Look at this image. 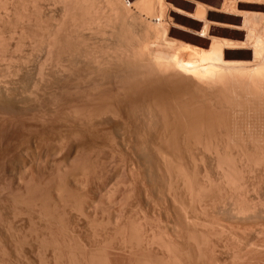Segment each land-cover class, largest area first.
I'll return each instance as SVG.
<instances>
[{"label":"rangeland","instance_id":"374dc122","mask_svg":"<svg viewBox=\"0 0 264 264\" xmlns=\"http://www.w3.org/2000/svg\"><path fill=\"white\" fill-rule=\"evenodd\" d=\"M248 2L247 0L245 5ZM262 3L254 0L247 5L248 8L250 7L253 10L249 8V11L247 10L246 12L242 11L246 7L244 4L240 5L245 6L244 8L241 7V11H239L240 6L237 5L239 6L237 8L238 11L237 9L233 10L235 14L232 16L228 15V24L223 27L226 24L223 21L222 28L220 27L222 22L218 24L220 28L218 26L216 28L218 31L221 29L219 32L216 28H211V30L202 31L201 35L199 33H196V35L191 33L184 34L182 33L183 29H179V26V31L182 29L178 34L181 40L174 41L175 39H172V34H170L172 41L169 35L166 36L169 37L170 40H168L171 42L166 43L168 45L164 44L167 42L165 41L167 38L165 37L164 39V36L162 39L151 42L150 40H142L138 36L132 37L130 35L123 41L111 38L110 40L113 41L111 42L108 38L106 43L98 45L96 50H91L87 53L91 61L86 59L85 54H76V56L83 55V59H86L91 65L97 58L101 60L99 62L101 66L96 65V67L98 66L97 68H100L99 71L94 63L91 68L93 72H96L92 73L90 71V74L89 70L91 68L84 61L80 62L75 59L76 63L72 64V66L70 63L65 64L66 72L64 71L62 74L56 72L57 78L56 73L52 74V67L50 69L49 65V70L48 67H45V70L47 69L46 72L49 71L48 75L44 70V74L47 77L42 83L43 85L40 84V67H42L46 57L43 43L38 40L40 42L36 45L44 49L41 48V50L39 49L40 51L33 50V52L29 50V42L25 40L24 43L22 41L21 45H18V47H23L21 49L17 48L18 35L10 40L12 50H16V53L14 51L10 53L14 55H12V58L14 57L13 59L19 63L15 61V64H13L7 59L4 62L5 65L0 62V70L7 72L9 71L8 67L11 65L9 67L13 71H9L11 75L22 65L20 62L23 60L22 58H27L26 56L31 52L33 56H30L33 59H29V69L24 70V72L29 73V77L25 81L23 80L24 83H22V87L24 86L23 89L26 91L23 102H29V105L25 106L28 110L25 107L23 108L24 110L19 107L17 109H0V118L1 115L3 116V119H0V127L4 128H0V264H163V262H165L164 264H238V262L239 264H264L263 231H259L260 228H258L257 224H249L248 222H244L245 224L241 222L240 224L239 222L238 225L237 222H233L229 217H226L229 215V213L227 214L228 208L233 207V204L236 205L235 202L237 201V203L241 202L239 206L244 205V202L246 205V199L248 201L247 204L251 203L252 200L256 202H252L253 204L260 205V201L264 203V199L261 200L264 198V188H262L264 179H255L261 176L264 177V164H262V172L260 173L259 168H261V165L259 164L260 166H258L255 159V161L252 160L254 162L252 165L248 163L250 167L247 165L245 167L242 164L246 160H243L242 156L237 155L243 162L240 167L238 164L241 162L239 163L238 157L233 155V153L235 155L239 153L237 152V147H240L239 149L241 147L244 149L247 145L250 147L248 142L245 145L244 142H241L242 139L245 142L247 141V138L245 140L247 131H250L248 135L250 133L253 136L252 139L257 137L261 138L259 141L263 139L262 145H264V0ZM259 7L262 11H258L260 10L258 9ZM54 9L57 10L55 11ZM54 9L53 12L51 9V13L49 11L48 15L44 13L47 18H43L44 21L47 20V23L43 21L44 24L50 22L49 25L51 26V24L55 23L52 22L53 18H59L60 7L54 6ZM49 13H53L52 18ZM50 18L52 21H50ZM226 20L225 22H227ZM14 22H11L10 25H14ZM41 26L45 29L47 25L41 24ZM43 29H41V32ZM176 31L178 32L177 29ZM41 32L38 33L39 36H41ZM175 34L177 33L175 32ZM178 35L175 38L179 40ZM195 36L197 37L195 38ZM198 37L201 38L199 39ZM192 39L197 41L193 42ZM182 40H184L183 43ZM130 41L135 43L133 44ZM123 42L127 44L125 45ZM172 43H177V45ZM118 45L120 47L123 46V49ZM127 45L130 46L128 47ZM37 46L35 47L36 49H38ZM167 46H172L175 49V54L171 52L173 51L172 47L167 48ZM116 48L119 49L117 50ZM138 49L141 52H145L141 53ZM155 49L157 52L159 50V52L157 53ZM93 51L96 52L97 57ZM102 52L104 53L103 55ZM92 53L96 59L91 55ZM114 53L116 54L113 55ZM155 53L160 54L158 56ZM143 54L146 57L149 55L148 57L152 59L150 60L147 57L149 60H146ZM122 55H125V57ZM115 56L117 59L120 58L118 59L120 62H117ZM133 56L138 58L135 59ZM33 60L36 61L34 62ZM31 61L32 63L34 62L33 65ZM128 61L134 65L126 66ZM84 63L87 67L83 66ZM73 65L76 66L74 67ZM123 65L128 67L129 71H123L127 69ZM4 66L6 67L5 69H3ZM14 66L16 69H14ZM135 66L137 69H133ZM72 67L76 70L82 67L84 70H88L86 72L79 70L81 73L77 71V74H75V71L71 73V71L75 70ZM101 67L105 71L109 69L112 71L114 68L115 70L113 71L118 75L112 73L113 71L109 75L107 71V75L105 73L103 76L105 71ZM129 67L133 68L130 69ZM116 68H122V70H117ZM155 68L160 73H154ZM101 70L103 72L98 76L97 74H100ZM82 71H84L83 74L85 75L82 74ZM69 72L71 79L68 75ZM126 72L131 75L126 74ZM175 72L176 74L178 73V78L175 77ZM66 73L65 78L63 74ZM78 74H82L83 78H80ZM122 74L125 75L120 77ZM148 74L150 77H148ZM156 74L158 75L157 77ZM59 75L64 78L62 76L59 77ZM77 75L78 77H76ZM88 75H93L92 77L90 76L92 79L89 81H87L89 79ZM152 75L154 78L151 77ZM102 76L105 78L104 80H108L104 82ZM143 76L146 77V80ZM159 76L162 80L159 79ZM99 77L104 83L99 80ZM168 77L172 79H168ZM174 77L178 80L173 79ZM77 78L83 81L77 80ZM92 80L96 83L94 82L93 84ZM169 80H172V83ZM220 80L224 81L221 84L225 86L220 83H218L220 85L217 84ZM48 81L50 82L49 85H47ZM98 81H100V84ZM35 82L37 83L36 86ZM152 82L156 87L159 86L158 88L161 91L151 85ZM45 84L47 85L46 88ZM175 84V89L178 88L179 91L177 89L176 91L175 89L173 90ZM58 85L60 87H57ZM169 85L172 86L171 89L168 88ZM34 86L36 88V90L34 89L35 91L32 89ZM102 86H106V88H102ZM220 87L221 91L219 92ZM157 90L161 92L157 102L162 105L160 111L162 110L163 113L158 112L160 106L157 105L156 107V102L153 105V98L156 94L153 95L150 92L156 93ZM142 91L146 92H143L145 95L141 93ZM173 91L175 92L174 94ZM222 91L225 92L223 93ZM30 92H32V97H30ZM215 92L218 95L214 94ZM167 93L169 95L172 94L173 97L175 96V99L179 94H182L180 95L182 98L180 99L179 97L175 101L172 97L174 100H170L171 96ZM219 93H223V95L221 94L222 97H220ZM225 93L227 96H225ZM134 94L137 98L133 96ZM148 94L152 97V101L148 98ZM208 94L212 97H218L209 99ZM28 95L30 96L28 97ZM139 95L144 96V99H140L142 96L138 97ZM35 97L36 99L38 97L37 101ZM145 97H147L146 101ZM154 100H156V97ZM31 101L32 104H30ZM37 102H42V104ZM154 107L156 108L154 109ZM178 113L184 115L177 116L179 115ZM192 115L194 118H191ZM4 117L6 118L4 119ZM178 119H182L181 122L179 121L181 123L179 124L180 126H182L183 121L187 125L190 119L192 121L195 119L196 126L190 120L192 122L190 124L193 126L194 123V128H197H192L196 130V132L194 131L195 135L192 130L190 132L194 136L190 135V140L192 141L187 142L190 144L185 142L187 141L185 140L186 130L184 129L185 133H179L182 127L180 129L177 126L178 123L177 125L175 124L178 128L174 127L173 123L177 122ZM167 124L168 128H166ZM172 125L175 129L171 131L170 129H173V127H170ZM189 126L187 128L190 131ZM177 129L180 130L176 131ZM248 135L246 137L251 140L249 138L251 136ZM194 138L196 141L193 140ZM255 146H259V144ZM215 151H219V156H223V159L225 158L224 162L228 160V163H224L222 168H227L228 171L231 169V173L228 172L231 176L234 170H232V167L228 168L231 164V166L233 164L236 166V163H238L239 169L244 171H241L243 172L242 174L237 166L235 167L240 173L238 175L235 169L236 172L234 171V173H237L235 174V180L237 182H234L235 180H232V177L228 174L233 186H226L228 185L227 180L231 184V181L227 178L228 176L226 177V182L222 181L224 178L222 176V168L218 169L215 166L217 165L215 164L217 161L214 159L216 156ZM242 151L239 154L242 155ZM252 151H254V156L255 153H260L261 149L257 152L255 150ZM211 152L214 156H211ZM262 153L264 154V152ZM262 153L261 157L259 156L261 160L263 157ZM251 154L250 156L252 157ZM232 155L234 158L237 157L234 162H232ZM247 155L246 157H249V154ZM257 156L258 154L254 157ZM246 157L244 156L243 158ZM251 157L246 162L248 160L252 162L251 159L254 157ZM1 159L4 160L1 161ZM8 159H13L14 161H9ZM262 161L258 162L262 163ZM162 164L165 166L162 167ZM166 166L169 167L167 168ZM251 166L252 170H250ZM254 166H258L259 171ZM255 171L257 175L253 174ZM170 174H172V179L174 180L171 179L172 183H178L179 187L176 188V184H174V188L171 187ZM248 176H253L252 178L250 177L251 181H249ZM184 178H186L185 181ZM176 179H179V181ZM255 180H257L258 184ZM262 180L263 182L261 183ZM248 182H251L250 185ZM211 183L212 186L210 187ZM222 183H224V186H222ZM260 183L261 186H259ZM183 185H186L185 188H183ZM243 185H247L249 189L247 187L245 189ZM251 185H255L253 186L254 188ZM256 185L257 187L259 186L257 189ZM168 186L173 188V190L175 189L174 191L172 190L174 193H170L171 190ZM241 186H243L245 194L242 190L239 193L240 189H242ZM186 187H188V191ZM199 187L201 190H199ZM251 188L252 190L255 189V193H253ZM225 189L228 193H226ZM233 189L237 191L239 189V194L237 191V194H235ZM168 190L170 191L168 192ZM228 194L234 199L232 200ZM239 195L244 197H240V199ZM246 195H251L253 198ZM258 195L259 197H257ZM171 197H174V199ZM236 197L238 200L235 199ZM222 198L224 199L223 201ZM256 198L260 200L257 199V201ZM225 200H227V204ZM234 200L235 202L233 203ZM230 202L233 204L231 205ZM219 204L222 205L220 206ZM261 205L264 206V204ZM203 206L205 209L202 208ZM191 223H194L193 226ZM215 223L219 226H216ZM230 232L232 235L229 234ZM224 233L228 234L223 235ZM245 234L247 235L245 236ZM152 236H154L155 241H152ZM235 238L241 239L236 240ZM231 242H233L234 246ZM244 242L245 246L243 245ZM251 242L253 244L256 242V249H252L255 247H251L254 246ZM237 244L238 246H236ZM167 245L169 247L168 251H166ZM230 247H234V250ZM237 247L240 249L239 251H237ZM257 248L260 250H257ZM246 249L248 250L244 251ZM245 254L248 255L246 256ZM169 256H174V258ZM243 256L247 259L244 258L243 260Z\"/></svg>","mask_w":264,"mask_h":264},{"label":"bare ground","instance_id":"6f19581e","mask_svg":"<svg viewBox=\"0 0 264 264\" xmlns=\"http://www.w3.org/2000/svg\"><path fill=\"white\" fill-rule=\"evenodd\" d=\"M25 1V2H24ZM241 1H242V3H241ZM245 0H0V62H3V65H5L4 64V62L8 59V60H10V62H13V64H15V61L16 60H14L13 58H12V55L13 54H11L10 52L11 51H14L15 53H16V50H12V44L10 43V40H12V39H14V37L15 36H19V38L17 39V40H19L17 43H16V46H17V48L18 49H21V47H23V46H21V47H18V45H21L20 43H22V41H23V43H24V40L25 41H28L29 42V50L30 51H33V50H41V48H43V47H41L40 46V48H39V45L37 46L36 44H38L40 41V43H43V46H44V48H45V51H46V57H45V55H44V57H45V61H44V63L42 64V67H40L41 68V72H40V84H42L44 81H45V78L47 77V73L49 72H46V70H45V67H48V70H49V65H50V69H51V67H52V74H54V73H64V71H65V67H66V65L65 64H68V63H70L71 64V66H72V64H75L76 63V61H74L75 59L77 60V61H84L85 63H86V65L89 67V68H91V66L94 64L95 65V67H96V65H100V63L99 62H101V60H99L98 58H97V60H99V61H97V60H95L94 62H93V64L91 65L86 59H89L88 58V56H87V53H89L91 50H96V48H97V46L98 45H101V44H103V43H106V39H108V40H110L111 38L113 39V38H116V39H119V41L120 40H124V39H127L128 37H129V35L130 36H138V37H140L142 40L143 39H145V40H150V42L151 41H154V40H158V39H162V37L165 39V37L166 36H168L169 35V37H170V39H171V36H170V34H172V39H175L174 41H180L181 40V38H180V36L178 35L179 34V32H181V30L183 29V31H182V33H184V34H186V33H191V34H195L196 35V33H203L204 31H207V29L208 30H211V28H216L217 26H218V24L219 23H221L222 25L220 26L221 28H222V26H223V24L224 23H226V24H224V26L223 27H225V25H227L228 24V15L230 14L231 16L233 15V14H235V13H233V10H236L240 5H242V4H246L245 2H247V0L244 2ZM249 2H248V4H251L254 0H248ZM263 1V0H262ZM262 1L261 0H255V2H261L262 3ZM251 2V3H250ZM23 3V4H22ZM239 3H241V4H239ZM247 4V5H248ZM22 5V6H21ZM237 5H239V6H237ZM247 5H245V6H240V9H239V11H241V7H245V10H243L242 9V11H249V8H248V6ZM262 5H263V3H262ZM19 6L21 7L20 9H19ZM54 6H59L60 7V10H59V13H58V17L59 18H53V21L51 20V18L53 17L52 15H53V13L52 14H50L51 13V9H52V12H53V9H54ZM237 6V7H236ZM250 6V5H249ZM52 7V8H51ZM260 7H262L261 5H260ZM260 7L258 8V9H260ZM55 8H57V7H55ZM55 10V9H54ZM57 10V9H56ZM55 10V11H56ZM250 10H253V9H251L250 8ZM50 11V16H51V18H50V21H52V22H55V23H53V25L51 24V26L49 25L50 24V22L48 23V24H44L43 23V18H46V15L45 14H47L48 15V12ZM237 11H238V9H237ZM258 11H262L261 9L260 10H258ZM45 13V14H44ZM242 13V12H241ZM36 14H37V16H36ZM238 14V13H237ZM56 15V14H55ZM229 15V16H230ZM226 17V18H225ZM225 18V19H224ZM47 19V18H46ZM45 19V20H46ZM227 19V20H226ZM225 20L227 21V22H225ZM15 21V22H14ZM223 21H224V23H223ZM11 22H14L13 24L14 25H10L11 24ZM42 22V23H41ZM45 23H47V20L46 21H44ZM51 22V23H52ZM41 24H43L44 26L45 25H47V26H45V29H43L42 28V26H41ZM10 25V26H9ZM180 26V27H179ZM218 26V27H219ZM178 27H179V29L180 28H182L180 31H179V29H178ZM219 27V28H220ZM43 29L44 30V33H43V30H42V32H41V29ZM178 30V32L176 31V29ZM216 30L218 31V29L216 28ZM215 30V31H216ZM203 31V32H202ZM217 31H216V33H217ZM219 31H221V29H219ZM218 31V32H219ZM39 32H41V36H39ZM67 32V33H66ZM175 32L177 33V34H175ZM210 32V31H209ZM213 32V31H212ZM129 33V34H128ZM208 33V32H207ZM173 34H174V36H173ZM200 34V35H201ZM179 36V40L177 39V38H175L176 36ZM205 35V34H204ZM210 35V34H209ZM211 35H216V34H211ZM218 35H220L219 33H218ZM217 35V36H218ZM199 36V35H198ZM39 37H40V39H39ZM169 37H166L167 39L165 40V41H167V42H165L164 44L165 45H168V44H166V43H168L169 42ZM197 36H195V38H196ZM204 37V36H203ZM220 37V36H219ZM16 38V37H15ZM199 38V37H198ZM198 38H197V40H198ZM201 38V37H200ZM199 38V39H200ZM209 38V37H208ZM137 39V38H136ZM169 39V40H168ZM172 39H171V41H172ZM177 39V40H176ZM205 39V38H204ZM38 40H40L39 42H38ZM107 40V41H108ZM115 40V39H114ZM133 40V39H132ZM196 40V41H197ZM111 41V40H110ZM129 41V40H128ZM173 41V42H174ZM183 41L184 40H182V43H183ZM192 41L193 42H196V41H194V39H192ZM111 42H113V41H111ZM127 42V41H126ZM130 42H132V41H130ZM159 42H161V41H159ZM159 42H157V43H159ZM162 42H163V40H162ZM190 42V41H189ZM26 43V42H25ZM123 43H125V42H123ZM133 43V42H132ZM135 43V42H134ZM133 43V44H134ZM137 43V42H136ZM169 43H171V42H169ZM179 43V42H178ZM182 43H181V45H182ZM110 44V43H109ZM117 44H119V43H117ZM127 43H125V45H126ZM143 44V43H142ZM147 44V43H146ZM162 44V43H161ZM173 44V43H172ZM177 45V43H174L173 45ZM180 44V43H179ZM178 44V45H179ZM24 46H25V44H23ZM38 47V49H36L35 47L36 46ZM40 45H42V44H40ZM120 45V44H119ZM118 45V46H119ZM136 45V44H135ZM149 45V44H148ZM27 46V45H26ZM111 46H112V44H111ZM117 46V47H118ZM128 46V45H127ZM130 46V45H129ZM128 46V47H129ZM139 46V45H138ZM137 46V48H139ZM155 46H156V44H155ZM163 46V45H162ZM28 47V46H27ZM115 47V46H114ZM120 47V46H119ZM123 47V46H122ZM122 47H120V48H122ZM126 47V46H125ZM145 47V46H144ZM171 48L172 46H167V48ZM177 47V46H176ZM175 47V48H176ZM16 48V47H15ZM16 48V49H17ZM35 48V49H34ZM43 48V49H44ZM100 48V47H99ZM163 48V47H162ZM117 50L119 49V48H116ZM123 49V48H122ZM161 49V48H160ZM172 49H173V47H172ZM172 49H169V50H172ZM25 50V49H24ZM39 50V51H40ZM103 50V49H102ZM141 50H142V48H141ZM156 50V49H155ZM162 50V49H161ZM174 50L175 49H173V51H171V52H173L172 54H175L174 53ZM18 51V50H17ZM20 51H22V50H20ZM104 51V50H103ZM107 51H108V49H107ZM120 51H122V50H120ZM127 51V50H126ZM130 51V50H129ZM138 51H140L139 49H138ZM34 52V51H33ZM38 52V51H37ZM94 52V51H93ZM99 52H100V49H99ZM99 52H97L98 53V55H100L99 54ZM116 52V51H115ZM124 52V51H123ZM128 52V51H127ZM126 52V53H127ZM141 52V51H140ZM142 52H145V51H142ZM141 52V53H142ZM156 52H157V50H156ZM158 52H159V50H158ZM157 52V53H158ZM13 53V52H12ZM18 54H19V52H17ZM36 53V52H35ZM39 53V52H38ZM44 53V52H43ZM78 53H80V54H85V56H86V59L84 60L83 58V55H79V56H76V54H78ZM95 53V55H96V52H94ZM118 53V52H117ZM122 53V52H121ZM125 53V52H124ZM133 53H134V50H133ZM137 53H139V52H137ZM141 53H139V54H141ZM157 53H155V54H157ZM33 53L31 52L28 56H26L27 58H22L21 60L22 61H20L21 63H22V65H21V63H20V65L22 66H20L18 69H16L15 68V66H14V69H16L15 71L16 72H14L13 74L11 73V75L9 74V71H11V72H13L9 67L11 66H9L8 67V69H9V71H7V72H4V71H2V70H0V109H17V107H19V108H24L27 104L29 105V102L27 103V102H23V97L25 98V90L23 89V87H22V83H24L23 82V80L25 81L26 80V78H28L29 77V73L27 72H24V70H28L29 68H28V65H29V59L33 56L32 55ZM40 54V53H39ZM104 53L102 52V55H103ZM109 54V53H108ZM107 54V55H108ZM116 53H114L113 55H115ZM128 54H129V52H128ZM152 54V53H151ZM150 54V55H151ZM160 54V53H159ZM159 54H157L158 56H159ZM30 55H32V56H30ZM93 57H94V55H93V53L91 54ZM106 55V54H105ZM111 55V54H110ZM144 55V57H146L145 56V54H143ZM154 55V54H153ZM14 56V55H13ZM122 56H124L125 57V55H122ZM136 56V55H135ZM135 56H133L134 58H135ZM139 56V55H138ZM142 56V55H141ZM141 56H140V58H141ZM149 55H147V57H148ZM157 56V57H158ZM20 57H21V55H20ZM43 57V58H44ZM96 57H97V55H96ZM112 57V56H111ZM143 57V56H142ZM146 57V60H149L148 58ZM152 57V56H151ZM153 57H155V56H153ZM15 58H16V54H15ZM37 58H38V56H37ZM37 58H36V60H37ZM41 58V57H40ZM105 58V57H104ZM115 58H116V56H115ZM136 58H138V57H136ZM135 58V59H136ZM158 58H160V57H158ZM14 61H13V60ZM33 58H31V60H32ZM39 59V58H38ZM94 59H96L95 57H94ZM107 59V58H106ZM105 59V60H106ZM111 59V58H110ZM117 59V58H116ZM118 59H120V58H118ZM118 59H117V62H120V61H118ZM127 59H128V57H127ZM131 59H132V57H131ZM143 59V58H142ZM152 59V58H151ZM150 59V60H151ZM12 60V61H11ZM35 60V61H36ZM90 60V59H89ZM122 60V59H121ZM129 60V59H128ZM134 60V59H133ZM34 61V60H33ZM34 61V62H35ZM41 61V60H40ZM91 61V60H90ZM107 61V60H106ZM116 61V60H115ZM115 61H112V62H115ZM135 61H137V60H135ZM160 61V60H159ZM158 61V62H159ZM9 62V61H8ZM7 62V63H8ZM17 62V61H16ZM33 62V63H34ZM125 62V61H124ZM138 62V61H137ZM143 62H144V60H143ZM149 62V61H148ZM154 62V61H153ZM165 62V61H164ZM164 62H163V64H164ZM17 63H19V62H17ZM33 63H32V61H31V64L33 65ZM37 63H38V61H37ZM85 63L83 64V66L85 65ZM97 63V64H96ZM145 63V62H144ZM11 64V63H10ZM77 64H79V63H77ZM133 64V63H132ZM132 64H130L129 63V61H128V65H126V66H130V65H132ZM138 64V63H137ZM156 64H157V61H156ZM2 65V66H3ZM8 65H9V63H8ZM37 65V64H36ZM85 65V67H87ZM110 65H111V63H110ZM113 65V64H112ZM134 65V64H133ZM135 65H136V63H135ZM145 66H146V64H144ZM159 65H160V63H159ZM13 66V65H12ZM17 66H19V65H17ZM38 66V65H37ZM36 66V67H37ZM41 66V65H40ZM74 66V65H73ZM76 66V65H75ZM74 66V67H75ZM101 66V65H100ZM103 66V65H102ZM123 66H125V65H123ZM125 66V67H126ZM142 66V65H141ZM156 66V65H155ZM160 66H162V64L160 65ZM160 66H159V68H160ZM6 67H7V65H6ZM5 66H4V68L3 69H5L6 68ZM70 67V66H69ZM74 67H72V68H74ZM79 67H81V66H79ZM94 67V66H93ZM98 67V66H97ZM96 67V69L99 71V69L100 68H97ZM110 67H112V66H110ZM119 67H121V66H119ZM124 67V69H126V70H123V71H127L128 70V67H126L125 68ZM138 67V66H137ZM143 67V66H142ZM68 68V67H67ZM71 68V67H70ZM70 68H68V69H70ZM78 68V67H77ZM83 68V67H82ZM80 69V68H78L77 70L75 69V70H73V72L71 71V73H74V71H75V74H77V71H79V70H84V68L83 69ZM102 68V67H101ZM105 68V67H104ZM130 68V67H129ZM133 68V67H132ZM132 68H130V69H132ZM154 68V67H153ZM158 68V67H157ZM158 68V69H159ZM39 69V68H38ZM68 69H66V70H68ZM93 69H95V68H93ZM103 69V68H102ZM117 70L119 69V68H116ZM133 69H137L136 68V66H135V68H133ZM156 69V68H155ZM162 69V68H161ZM33 70V69H32ZM44 70H45V73L47 74V75H45L44 74ZM88 70V69H87ZM86 69L84 70L85 72L87 71ZM104 70V69H103ZM113 70H115L114 68L112 69V71ZM119 70H122V68H120ZM157 70V69H156ZM155 70V72L154 73H157L158 72V70L156 71ZM69 71V70H68ZM84 71H82V74L84 73ZM90 71H92V73H95V72H93V70H92V68L89 70V73H90ZM97 71V72H98ZM105 71V70H104ZM109 73V75H110V72H112V71H110V69L109 70H107ZM107 71H105V72H103L102 70L100 71V74H97L98 76L99 75H101L102 74V72L104 73L103 74V76L105 75V73L107 72ZM122 71V72H123ZM129 71V70H128ZM133 71V70H132ZM139 71V70H138ZM152 71V70H151ZM37 72V71H36ZM66 72V71H65ZM80 72V71H79ZM140 72V71H139ZM138 72V73H139ZM39 73V72H38ZM57 73H56V76H57ZM68 73V72H67ZM67 73L66 74H63L64 75V77H65V75H67ZM81 73V72H80ZM99 73V72H98ZM112 73H114L115 74V71H113ZM124 73V72H123ZM137 73V72H136ZM142 74H143V72H141ZM149 73H151V72H149ZM158 73H160V72H158ZM157 73V74H158ZM163 73V72H162ZM33 74V73H32ZM81 74V75H82ZM91 74V73H90ZM95 74V75H96ZM117 74V73H116ZM115 74V75H116ZM126 74H129V73H127L126 72ZM140 74V73H139ZM147 74V73H146ZM156 74V77L158 76ZM174 74V73H173ZM173 74H171L172 76H173ZM175 74H176V72H175ZM178 74V73H177ZM177 74H176V76L175 77H177ZM69 76H70V72H69V74H68ZM79 75V74H78ZM78 75L76 76V77H78ZM81 75H79V77L81 78L82 76ZM83 75H85V74H83ZM96 75V76H97ZM106 75H107V73H106ZM112 75V74H111ZM118 75V74H117ZM123 75H125V74H122V76L120 75V77H123ZM129 75H131V74H129ZM134 75V74H133ZM149 75V74H148ZM154 75V74H153ZM153 75L151 76V77H153ZM163 75V74H162ZM162 75H160V76H162ZM38 76V75H37ZM60 76H62V75H59V77ZM68 76V77H69ZM89 76V75H88ZM91 77L93 76V75H90ZM90 76L88 77L89 79L87 80V81H89V80H91L92 78H90ZM95 76V77H96ZM103 76H102V79H103V81L104 82H106L107 80H104L105 78H103ZM159 76V77H160ZM168 76V75H167ZM49 77V76H48ZM63 77V76H62ZM63 77V78H64ZM86 77V76H85ZM84 77V78H85ZM106 78H107V76H105ZM111 77V76H110ZM113 77V76H112ZM119 77V78H120ZM126 77V76H125ZM133 77H135V76H133ZM137 77H138V74H137ZM140 77V76H139ZM144 77V76H143ZM148 77H150V75L148 76ZM165 77H166V75H165ZM173 78V79H177V78ZM37 78V77H36ZM54 78V77H53ZM57 78H58V76H57ZM66 78V77H65ZM73 78H74V76H73ZM83 78V77H82ZM87 78V77H86ZM85 78V79H86ZM96 78H98V77H96ZM109 78V77H108ZM127 78H129V77H127ZM132 78V77H131ZM154 78V77H153ZM167 78V77H166ZM47 79H49V78H47ZM56 79V78H55ZM69 79V78H68ZM70 79H71V76H70ZM69 79V80H70ZM79 78H77V80H78ZM84 79V80H85ZM110 79V78H109ZM112 79V78H111ZM114 79H115V77H114ZM143 79V78H142ZM144 79L146 80V77H144ZM150 80H151V78H149ZM149 79H148V81H149ZM157 80H158V78H156ZM159 79H161V77L159 78ZM168 79H172V78H170V77H168ZM167 79V80H168ZM220 79V78H219ZM28 80V79H27ZM50 80V79H49ZM56 80H58V79H56ZM55 80V81H56ZM65 80V79H64ZM76 80V79H75ZM79 80H82V79H79ZM98 80V79H97ZM99 80L101 81V78L99 77ZM162 80V79H161ZM178 80V79H177ZM218 80V79H217ZM216 80V81H217ZM37 81V80H36ZM53 81V80H52ZM59 81V80H58ZM63 81V80H62ZM61 81V82H62ZM83 81V80H82ZM86 81V82H87ZM100 81H98L99 82V84H100ZM103 81H101L102 83H104ZM143 81V80H142ZM153 81V80H152ZM169 81H171L170 83H172V80H169ZM168 81V82H169ZM175 81V80H174ZM29 82V81H28ZM34 82V81H33ZM39 82V81H38ZM46 82H47V80H46ZM45 82V83H46ZM68 82V81H67ZM93 84H94V82L95 81H91ZM145 82V81H144ZM150 82V81H149ZM149 82H148V84H149ZM157 82V81H156ZM158 82H160V81H158ZM214 82H215V80H214ZM213 82V83H214ZM221 82L223 83L224 81H221L220 80V82H217V84L218 83H220L221 84ZM49 81H48V84L47 85H49ZM52 83V82H51ZM60 83V82H59ZM66 83V82H65ZM96 83V82H95ZM179 83V82H178ZM39 84V83H38ZM45 84V88H46V85ZM58 84V83H57ZM98 84V85H99ZM110 84V83H109ZM146 84H147V82H146ZM151 84V83H150ZM156 84V83H155ZM165 84V83H164ZM163 84V85H164ZM215 84V83H214ZM217 84H216V86H217ZM220 84H218V85H220ZM37 85V83L35 82V86ZM43 85V84H42ZM151 85H153V86H155L156 87V85H154L153 84V82H152V84ZM161 85V84H160ZM173 85V84H172ZM221 85H223V84H221ZM227 85V84H226ZM33 86V85H32ZM35 86H34V88H32L33 90L35 89L36 90V88H35ZM96 86H97V84H96ZM111 86V85H110ZM109 86V87H110ZM162 86V85H161ZM165 86H166V84H165ZM168 86V85H167ZM223 86H225V85H223ZM30 87V86H29ZM38 87V86H37ZM50 87V86H49ZM57 87H60L59 85L57 86ZM98 87V86H97ZM101 87V86H100ZM99 87V88H100ZM159 87V86H158ZM158 87H156V88H158ZM162 87H164V86H162ZM175 87H176V84L174 85V88H173V90L175 89ZM219 87V86H218ZM217 87V88H218ZM222 87V86H221ZM221 87H220V90H219V92L221 91ZM39 89H40V87H38ZM102 88H106V86H102ZM153 88V87H152ZM161 88V87H160ZM168 88H172V86H170L169 85V87ZM26 89V88H25ZM29 89V88H28ZM50 89V88H49ZM159 89V88H158ZM162 89V88H161ZM177 90H178V88H176ZM176 89H175V91H176ZM223 89V88H222ZM34 90V91H35ZM43 90H44V88H43ZM150 90H152V89H150ZM149 90V91H150ZM164 90V89H163ZM224 90V89H223ZM29 91H31L30 89H29ZM45 91H46V89H45ZM155 91V90H154ZM159 91H161L160 89H159ZM179 91V90H178ZM218 91V90H217ZM226 91V90H225ZM224 91V92H225ZM28 92V91H27ZM37 92V91H36ZM35 92V93H36ZM143 92H145V91H142L141 93L142 94H144L145 95V93H143ZM163 93H164V91H162ZM172 92V91H171ZM223 92V91H222ZM223 92V93H224ZM31 94V96L30 95H28V97L30 96V97H32V92H30ZM38 93V92H37ZM47 93V92H46ZM140 93V92H139ZM150 93H152L153 95L154 94H156L155 96H154V98L156 97V100H154V98H153V101H154V104L153 105H155V102L157 103L155 106L157 107V105L158 106H160V108H159V110H158V112H162V110L160 111V109H161V106L162 105H159L158 104V102L157 101H159V99H158V97L159 96H161L160 94H161V92H158V90L156 91V93L154 92H150ZM160 93V94H159ZM162 93V94H163ZM170 93V92H169ZM175 92L173 91V94H174ZM223 93H221L222 95H223ZM34 94V93H33ZM168 94V93H167ZM176 94H179V93H176ZM210 94V93H209ZM208 94V96H206V97H208L209 99L210 98H213L212 96H210ZM214 94H217L216 92L214 93ZM213 94V95H214ZM220 94V93H219ZM220 94V97H222V95ZM151 95V94H150ZM152 95V96H153ZM166 95V94H165ZM169 95V94H168ZM180 95H182V94H179V96L177 97V95H176V99H178L179 97H180V99L182 98V96H180ZM218 95V94H217ZM34 96V95H33ZM37 96V95H36ZM133 96H136L135 94L133 95ZM142 95H139L138 97H141ZM169 96H171V98H170V100H172L173 98L175 99V96L173 97L172 96V94L171 95H169ZM225 96H227V94L225 93ZM129 97V96H128ZM163 97V96H162ZM173 97V98H172ZM216 97H218V96H216ZM216 97H214V98H216ZM27 98V97H26ZM34 98V97H33ZM136 98H137V96H136ZM144 99V96H142L140 99ZM146 98L147 97H145V101H146ZM148 98L149 99H151L152 97H150L149 96V94H148ZM27 99H29V98H27ZM37 99H38V97H37ZM37 99H36V97H35V100L37 101ZM158 99V100H157ZM168 99H169V97H168ZM173 99V100H174ZM176 99H175V101H176ZM31 100V99H30ZM33 100V99H32ZM161 100V99H160ZM165 100V99H164ZM167 100V99H166ZM38 101H40V100H38ZM149 101V100H148ZM151 101H152V99H151ZM150 101V102H151ZM168 101V100H167ZM35 102V101H34ZM161 102H162V100H161ZM37 103H39V102H37ZM41 104H42V102H40ZM39 103V104H40ZM153 103V102H152ZM163 103V102H162ZM161 103V104H162ZM30 104H32V101L30 102ZM27 105V106H28ZM33 107V106H32ZM31 107V108H32ZM35 107V106H34ZM156 107H154V109L156 108ZM25 109L26 110H28V108H26L25 107ZM34 109V108H33ZM158 109V108H157ZM24 110V109H23ZM154 111V110H153ZM156 112V111H155ZM163 113V112H162ZM28 114V113H27ZM156 114H158V113H156ZM159 114H161V113H159ZM179 114V113H178ZM162 115V114H161ZM184 115V114H183ZM183 115H181V114H179V115H177V116H183ZM159 116V115H158ZM3 116L1 115V118H2ZM7 117V116H6ZM6 117H4V119L6 118ZM9 117V116H8ZM156 117V116H155ZM160 117V116H159ZM186 117V116H185ZM0 118V119H1ZM157 118V117H156ZM175 118H176V116H175ZM178 118H180V117H178ZM187 118H188V115H187ZM189 118H190V116H189ZM191 118H194V116L192 115L191 116ZM3 119V118H2ZM1 119V120H2ZM196 119V118H195ZM195 119H193V121L192 122H194L195 121ZM189 120V119H188ZM189 120V123H187V125H185V123H184V121H183V124H182V126H180L179 124H181L180 122L182 121V119H178V121L177 122H175V123H173L174 124V127L177 125V123H178V125L177 126H179V128L181 129V127H182V129L180 130V129H177L176 131H179V133L181 132V133H185V130H186V137H188L187 139H186V137H185V140H187V141H185L186 143L187 142H190V141H192V140H190V135L195 131L196 132V130H193L192 128H194L195 126H196V123H195V126H194V123H193V126H192V124H190V121ZM180 121V122H179ZM186 122V121H185ZM191 122V123H192ZM11 124V123H10ZM176 124V125H175ZM1 125V124H0ZM12 125V124H11ZM171 125V124H170ZM190 125V126H189ZM5 126V125H4ZM176 126V127H177ZM184 126V127H183ZM190 127V131H189V129L187 128V127ZM2 127V126H1ZM0 127V128H1ZM9 127V126H8ZM12 127V126H11ZM170 127V126H169ZM173 127V125L170 127V128H172ZM173 127V129H170L171 131L172 130H174L175 128ZM198 127V126H197ZM166 128H168V124H167V126H166ZM165 128V129H166ZM178 128V127H177ZM187 128V129H186ZM1 129H4V128H1ZM165 129H164V131H165ZM185 129V130H184ZM194 129H197V128H194ZM167 130V129H166ZM169 130V131H170ZM191 130H192V133H190L191 132ZM188 131V132H187ZM245 131V130H244ZM195 132H194V135H195ZM243 132V131H242ZM246 132V131H245ZM248 132H250V131H247V133H245V134H247L248 135ZM9 133V132H8ZM188 133H190L189 135H188ZM252 133V132H251ZM242 134V133H241ZM246 135V136H247ZM163 136V135H162ZM162 136H160V138L161 139H163V137ZM192 136H193V134H192ZM191 136V138H193ZM245 136V135H244ZM243 136V137H244ZM245 136V140H246V138H247V141L245 142V141H243L244 139H242V141L241 142H244V145H245V143H249V145H250V147L247 145V147L246 148H244V149H242V147H241V149L242 150H244V151H242L241 149H239L240 147H237L238 149H237V152H239L240 153V151H242V155L241 154H239V153H236V155H235V153H233V155L234 156H242L241 158L243 159V160H246L247 161V159L249 158L250 159V154H251V152H252V157H254L256 154H258V156L257 157H254V158H252L251 159V161L252 160H256V164L258 163V166H260L261 165V168H259L260 169V173L262 172L261 170H262V164H264L263 162L264 161H262V160H264L263 158H264V154L262 153V152H264V147L262 148V146H264V145H262L263 144V139L262 140H260L259 141V139H261V138H259V137H257V138H254V139H252L253 138V136H251L250 135V133H249V135L248 136H251V137H249V138H251V140L250 139H248V137H246ZM242 137V138H243ZM256 137V136H255ZM263 138V137H262ZM194 141H196L195 140V138L193 139ZM248 140H250V141H248ZM253 140H257V141H253ZM252 141V142H251ZM262 141V143H261V146H260V142ZM256 142V144L258 145L259 144V146H255L256 144H254V143ZM247 143V144H248ZM250 143H252V144H250ZM187 144H190V143H187ZM192 144V143H191ZM243 144V143H242ZM244 145H242V146H244ZM251 145H252V147H251ZM245 147V146H244ZM259 147V148H258ZM257 150H256V149ZM260 149H261V151H260ZM262 149H263V151H262ZM238 150H240V151H238ZM252 150H255V152H257V151H260V153L259 152H257V153H255V155L253 156V154H254V151H252ZM251 151V152H250ZM216 152V158L214 157V159L217 161V163H215V164H217V165H215V166H217L218 167V169L219 168H222V166H223V164L224 163H226L227 161H225L224 162V159L222 158V157H220L219 155H220V152L219 151H215ZM218 152H219V154H218ZM245 152H247V153H245ZM250 152V153H249ZM232 153V152H231ZM261 153H262V160L260 159V155H261ZM247 154H249V157H246V156H248ZM213 154H212V152H211V156H212ZM228 155V154H227ZM232 155V156H233ZM162 156V155H161ZM214 156V155H213ZM234 156H233V161L232 162H234V159L235 158H237V157H235L234 158ZM246 157V158H243V157ZM260 156V157H259ZM21 157V156H20ZM19 157V158H20ZM168 157V156H167ZM259 157V159H257ZM14 158V157H13ZM18 158V159H19ZM162 158V157H161ZM160 158V159H161ZM166 158V157H165ZM227 158H229V157H227ZM226 158V159H227ZM241 158H239L238 157V161H239V163L240 164H238V163H236V161H235V163H236V166H237V164H238V166H240L241 167V164L243 163L242 161H241ZM16 159V158H15ZM21 159V158H20ZM163 159V158H162ZM167 159V158H166ZM212 159H213V157H212ZM222 159V161H220V160ZM231 159V158H230ZM229 159V160H230ZM231 159V160H232ZM4 160V159H3ZM2 159H1V161H3ZM9 160V159H8ZM13 160V159H12ZM12 160H9V161H12ZM17 160V159H16ZM236 160V159H235ZM254 160V161H255ZM262 161V163H260V162H258V161ZM14 161V160H13ZM163 161V160H162ZM165 161V160H164ZM214 161V160H213ZM245 161V163L244 164H242L243 166H245L246 167V165L247 166H249L250 167V164L252 165L254 162L252 161V162H250V160H248V162H246ZM222 162V163H221ZM214 163V162H213ZM228 163V162H227ZM247 163V164H246ZM248 163H250V164H248ZM165 164H166V162H165ZM168 164V163H167ZM229 164H231V162H229ZM256 164H254V165H256ZM260 164V165H259ZM163 165V166H162ZM161 166L162 167H164L165 165L164 164H162ZM227 166H229L228 164H226ZM232 165V164H231ZM229 166L228 168H231L232 167V170H233V173H234V171L236 172V170H237V168H238V170H240L239 168L240 167H238L237 166V168H235L236 166H234V164H233V166ZM225 166V165H224ZM226 166V167H227ZM242 166V168H244ZM258 166L257 167H255L256 169H258ZM167 167V166H166ZM169 167V166H168ZM167 167V168H168ZM264 167V166H263ZM254 168V169H255ZM217 169V170H218ZM236 169V170H235ZM247 169V168H246ZM259 169H258V171H259ZM166 170H168V169H166ZM169 170H170V168H169ZM222 170V176L225 178V180H224V178L222 179V181L224 182H226V179L228 178L229 179V175H230V171H231V169H229L230 171H228L227 170V168L226 169H224V167L221 169ZM238 170H237V173H238ZM248 170H249V168H248ZM248 170H246V171H248ZM250 170H252V166H251V169ZM264 170V169H263ZM241 171H243L242 169L239 171V172H241ZM221 172V171H220ZM228 172H230V173H228ZM244 172V171H243ZM243 172H241L242 174H243ZM251 172V171H250ZM250 172H248L249 174H250ZM171 173V172H170ZM232 173V176L230 175V177H232V180L234 179H236L235 177H236V175L235 174H237V173H234L233 174ZM253 173V172H252ZM229 174V175H228ZM240 173H238V175H239ZM245 174V173H244ZM246 174H247V172H246ZM253 174H256L257 175V173H256V171H255V173H253ZM258 174H259V172H258ZM264 174V173H263ZM168 175V174H167ZM171 175V178H169L170 180L172 179V174H170ZM217 175H218V173H217ZM219 175H221L220 173H219ZM233 175H234V178H233ZM237 175V176H238ZM252 175V174H251ZM180 176V175H179ZM204 176V175H203ZM207 176V175H206ZM228 176V177H227ZM243 176V175H242ZM254 176V175H253ZM252 176V177H253ZM259 176V175H258ZM257 176V177H258ZM264 176V175H263ZM182 177V176H181ZM219 177V176H218ZM227 177V178H226ZM239 177H241V176H239ZM251 177V176H250ZM250 177L248 176V178H249V181H251L250 180ZM251 177V178H252ZM176 178H179V177H176ZM208 178V177H207ZM222 178V177H221ZM238 178V177H237ZM260 178H263L264 179V177H259V178H255V179H260ZM185 179L186 178H184V181H185ZM241 179H243V178H241ZM173 180V179H172ZM171 180V183L174 181H172ZM176 180H178L179 181V179H176ZM203 180H205V179H203ZM209 180H211V179H209ZM208 180V181H209ZM230 180V179H229ZM232 180H230L231 181V184H229L228 183V180H227V184L228 185H226L227 187H229V185H231V186H233L232 185ZM239 180V179H238ZM248 180V179H247ZM246 180V181H247ZM253 180V179H252ZM181 181H183V180H181ZM206 181H207V179H206ZM221 181V180H220ZM257 180H255V182H256ZM202 182V181H201ZM210 182H212V181H210ZM209 182V183H210ZM234 182H237L236 180L234 181ZM254 182V181H253ZM263 182V180L261 181V183ZM169 183H170V181H169ZM170 183V184H171ZM182 184H183V182H181ZM185 183V182H184ZM205 182H203V184H204ZM219 183V182H218ZM251 183V182H250ZM250 183L248 182V184L250 185ZM257 183V182H256ZM261 183H260V185L259 186H261ZM264 183V182H263ZM174 184H176V188L177 187H179L178 186V183H174ZM174 184L172 183V185H171V187H173L174 188ZM181 184V185H182ZM189 184V183H188ZM202 184V183H201ZM221 184V183H220ZM219 184V185H220ZM223 185L222 186H224V183H222ZM246 184H247V182H246ZM253 184V183H252ZM258 184V183H257ZM169 185V184H168ZM204 185H206V184H204ZM203 185V186H204ZM184 186V185H183ZM186 186V185H185ZM185 186L183 187V188H185ZM188 186V185H187ZM201 186V185H200ZM207 186V185H206ZM212 186V183H211V185H210V187ZM221 186V185H220ZM230 186V187H231ZM239 186V185H238ZM243 186H245V189H246V187H247V185H243ZM243 186H241V188L242 189H240V191H239V189H238V191H239V193L241 192V190L244 192V188H243ZM252 186V185H251ZM253 186H255V185H253ZM252 186V187H253ZM258 186V187H259ZM202 187V186H201ZM209 187V186H208ZM209 187V188H210ZM226 187V188H227ZM257 187V185H256V189L258 188ZM168 188H170L169 186H168ZM173 188H170V190H168V192L170 191V193H172L174 190H173ZM187 188V191H188V187H186ZM207 188V187H206ZM209 188H207V189H209ZM223 188V187H222ZM233 188V187H232ZM239 188H240V186H239ZM248 189H249V187H247ZM254 188V187H253ZM262 188H264V186L262 187ZM190 189V188H189ZM204 190H205V188H203ZM247 189V190H248ZM173 190V191H172ZM199 190H201L200 189V187H199ZM233 190H235V189H233ZM251 190H252V188H251ZM224 191V190H223ZM225 191H226V193H228V191L225 189ZM224 191V192H225ZM230 191H231V189H230ZM236 191L237 190H235V191H233L235 194H237L238 193V191H237V193H236ZM250 191V190H249ZM253 191V193H255L254 191H255V189L254 190H252ZM261 191V190H260ZM246 192H248V191H246ZM261 192H263V191H261ZM174 193V192H173ZM230 193V192H229ZM238 193V194H239ZM258 193H259V189H258ZM244 194H245V192H244ZM252 194V193H251ZM173 195V194H172ZM221 195V194H220ZM223 195V194H222ZM228 195H230V194H228ZM228 195H225V196H228ZM232 195H234V194H232ZM253 195V194H252ZM256 195V194H255ZM224 196V197H225ZM231 196V195H230ZM247 196V195H246ZM249 196H251V195H248L247 197H249ZM260 196H261V193H260ZM223 197V196H222ZM240 197H242V195H239V198ZM244 197V196H243ZM242 197V198H243ZM247 197H245V198H247ZM252 197V196H251ZM250 197V198H251ZM257 197H259V195L257 196ZM264 197V196H263ZM171 198H173L174 199V197H171ZM227 198V197H226ZM230 198H232V196L230 197ZM229 198V199H230ZM253 198V197H252ZM204 199V198H203ZM210 199V198H209ZM214 199V198H213ZM212 199V200H213ZM219 199V198H218ZM228 199V198H227ZM234 198H232V200H233ZM235 199H237V197L235 198ZM241 199V198H240ZM239 199V201H241ZM257 199H259V198H256V200ZM264 198H262L261 200H263ZM205 200H207V199H205ZM224 199L222 198V201H223ZM232 200H231V202H232ZM238 200V199H237ZM236 200V201H237ZM245 200V199H244ZM252 200V199H251ZM260 200V199H259ZM218 201V200H217ZM249 201H250V199H249ZM258 201V200H257ZM213 202V201H212ZM225 202H226V204L228 203L227 202V200H225ZM225 202H223V204H225ZM230 202V203H231ZM235 202V200L233 201V203ZM238 202V201H237ZM237 202H235V204L236 205H234L233 203H231V205L233 204V207H231V208H228L229 210H227L228 212H227V214L229 213V215L228 216H226V217H229L233 222H237L238 223V225H239V222H240V224H241V222L242 223H244V222H248L249 224H257L258 225V228H260L259 229V231H263L262 233L264 234V206H262L261 204H264L262 201H260V202H258V203H260V205H257V204H253V203H256V202H253V200H252V204L250 205L249 203L247 204V199H246V205H245V202L243 203L244 205H241V206H239L240 204L239 203H241V202H239V203H237ZM219 203H221V202H219ZM220 205V204H219ZM222 205V204H221ZM220 205V206H221ZM230 205V204H229ZM230 205V206H231ZM238 205V206H237ZM217 206V205H216ZM215 206V207H216ZM228 206V205H227ZM223 207V206H222ZM202 208H204L205 209V207L203 206ZM216 209V208H215ZM224 209V208H223ZM226 209H227V207H226ZM206 210H208V209H206ZM205 211V210H204ZM219 211H220V209H219ZM223 211V210H222ZM225 211V210H224ZM209 212H211L212 213V211H210L209 210ZM215 212H217V211H215ZM220 214H221V211H220ZM224 214H226V213H224ZM212 215V214H211ZM222 215H223V213H222ZM210 217V216H209ZM212 217V216H211ZM218 217V216H217ZM216 217V218H217ZM219 217H220V215H219ZM218 217V218H219ZM208 218V217H207ZM225 218V217H224ZM195 219V218H194ZM229 219V220H230ZM193 220V219H192ZM188 221H190V220H188ZM195 221V220H194ZM212 221V220H211ZM219 221V220H218ZM192 222V221H191ZM186 223H187V221H186ZM188 223H190V222H188ZM212 223V222H211ZM221 223V222H220ZM194 224V223H193ZM193 224L191 223V225L193 226ZM227 224V223H226ZM226 224H225V226H226ZM234 224H236V223H234ZM245 224V223H244ZM190 225V226H191ZM212 225V224H211ZM215 225H216V223H215ZM218 225V224H217ZM216 225V226H217ZM223 225H224V223H223ZM188 226V225H187ZM219 226V225H218ZM220 226H222V225H220ZM247 226V225H246ZM252 226V225H251ZM254 226V225H253ZM195 227V226H194ZM223 227V226H222ZM227 228V227H226ZM228 228H230L229 226H228ZM234 228V227H233ZM246 228H248V227H246ZM254 228H255V226H254ZM256 228H257V226H256ZM195 229V228H194ZM220 229V228H219ZM238 229V228H237ZM244 229V228H243ZM252 229V228H251ZM221 230H222V232H223V229L221 228ZM220 230V231H221ZM231 230V229H230ZM245 230V229H244ZM248 230V229H247ZM250 230V229H249ZM233 231V230H232ZM231 231V232H232ZM238 232H242L241 230L239 231V230H237ZM257 231V230H256ZM225 232V231H224ZM228 232V231H227ZM231 232L229 233L230 235H232L231 234ZM245 232H247L246 230H245ZM254 232V231H253ZM219 233V232H218ZM249 233V232H248ZM261 233V234H262ZM221 234V233H220ZM227 235L228 233H224L223 235ZM235 234V233H234ZM239 234H241V233H239ZM242 234H244V233H242ZM250 234H251V232H250ZM150 235V234H149ZM247 234H245V236H246ZM256 235V234H255ZM222 236V235H221ZM237 236V235H236ZM252 236V235H251ZM259 236H260V234H259ZM153 237V239H152V241L154 240L155 241V239H154V236H152ZM226 237H228V236H226ZM234 237V236H233ZM262 237V236H261ZM147 238V237H146ZM224 238V237H223ZM229 238H230V236H229ZM228 238V239H229ZM242 238V237H241ZM241 238H235L236 240H238V239H241ZM148 239V238H147ZM226 239V238H225ZM256 239V238H255ZM146 240V239H145ZM177 240H179V239H177ZM231 240H232V237H231ZM234 240V239H233ZM243 240V239H242ZM257 240V239H256ZM147 241V240H146ZM165 241V240H164ZM169 241V240H168ZM244 241V240H243ZM149 242V241H148ZM147 242V243H148ZM235 242H237V241H235ZM239 242H241L240 240H239ZM238 242V243H239ZM247 242V241H246ZM264 242V241H263ZM153 243V242H152ZM165 243V242H164ZM232 243V245L234 246V244H233V242H231ZM249 243V242H248ZM252 243V242H251ZM150 244H151V242H150ZM166 244V243H165ZM168 244V243H167ZM228 244H229V242H228ZM245 244V242L243 243V245ZM255 244H256V242H255ZM255 244H253L252 243V245H254V246H251V247H255L256 245ZM148 245V244H147ZM162 245V244H161ZM240 245V244H239ZM242 245V246H243ZM163 246V245H162ZM172 246V245H171ZM224 246V245H223ZM230 246V245H229ZM236 246H238V244L236 245ZM235 246V247H236ZM245 246V245H244ZM259 246V245H258ZM262 246V245H261ZM151 247V246H150ZM165 247V246H164ZM167 247V250L166 251H168V249H169V247H168V245L166 246ZM232 247V246H231ZM230 247V248H231ZM248 247V246H247ZM249 247H250V245H249ZM260 247V246H259ZM147 248H149L148 246H147ZM224 248V247H223ZM234 248V247H233ZM233 248H231V249H233ZM238 248V247H237ZM240 248H241V245H240ZM225 249H226V247H225ZM228 249V248H227ZM252 249H256V247L255 248H252ZM259 248H257V250H258ZM229 250V249H228ZM234 250V249H233ZM232 250V251H233ZM240 249L238 248L237 249V251H239ZM242 250V249H241ZM248 249H246V250H244V251H247ZM256 250V251H257ZM260 250V249H259ZM230 251V250H229ZM170 252V251H169ZM169 252H168V254H169ZM250 253H251V251H249ZM253 252H254V250H253ZM261 252V251H260ZM232 253V252H231ZM239 253H241V252H239ZM262 253V252H261ZM171 254V253H170ZM253 254V253H252ZM263 254V253H262ZM261 254V255H262ZM167 255V254H166ZM234 255V254H233ZM243 255V254H242ZM246 255V254H245ZM248 255V254H247ZM246 255V256H247ZM258 255H260V254H258ZM231 256H232V254H231ZM235 256H236V254H235ZM170 257V256H169ZM171 257H173L174 258V256H171ZM170 257V258H171ZM252 257V256H251ZM250 257V258H251ZM166 258V257H165ZM233 258V257H232ZM244 258H246V257H244L243 256V260H244ZM236 259V258H235ZM235 259H231V260H235ZM241 259V258H240ZM239 259V260H240ZM247 259V258H246ZM237 260V259H236ZM243 260H241V261H243ZM250 261V260H249ZM252 261V260H251ZM234 262V261H233ZM232 262V263H233ZM165 262H163V264H164ZM177 263H178V260H177ZM229 263V262H228ZM175 264V263H174ZM237 264V263H236ZM238 264H239V262H238Z\"/></svg>","mask_w":264,"mask_h":264}]
</instances>
